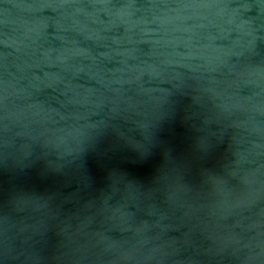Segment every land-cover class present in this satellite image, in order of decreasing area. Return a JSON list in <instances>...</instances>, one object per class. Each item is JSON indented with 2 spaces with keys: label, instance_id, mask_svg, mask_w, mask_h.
Segmentation results:
<instances>
[{
  "label": "water",
  "instance_id": "obj_1",
  "mask_svg": "<svg viewBox=\"0 0 264 264\" xmlns=\"http://www.w3.org/2000/svg\"><path fill=\"white\" fill-rule=\"evenodd\" d=\"M0 264H264V0H0Z\"/></svg>",
  "mask_w": 264,
  "mask_h": 264
}]
</instances>
